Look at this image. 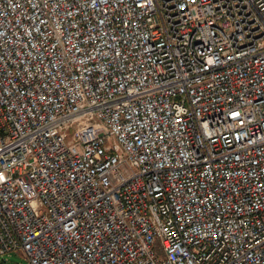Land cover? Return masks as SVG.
Here are the masks:
<instances>
[{"label": "built area", "instance_id": "1", "mask_svg": "<svg viewBox=\"0 0 264 264\" xmlns=\"http://www.w3.org/2000/svg\"><path fill=\"white\" fill-rule=\"evenodd\" d=\"M264 264V0H0V259Z\"/></svg>", "mask_w": 264, "mask_h": 264}, {"label": "rangeland", "instance_id": "2", "mask_svg": "<svg viewBox=\"0 0 264 264\" xmlns=\"http://www.w3.org/2000/svg\"><path fill=\"white\" fill-rule=\"evenodd\" d=\"M0 264H29L22 254L12 253L0 259Z\"/></svg>", "mask_w": 264, "mask_h": 264}]
</instances>
